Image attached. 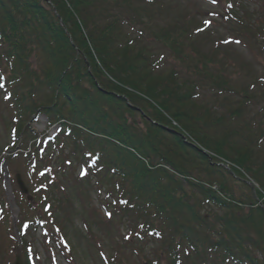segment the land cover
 I'll return each instance as SVG.
<instances>
[{"label": "trees", "instance_id": "1", "mask_svg": "<svg viewBox=\"0 0 264 264\" xmlns=\"http://www.w3.org/2000/svg\"><path fill=\"white\" fill-rule=\"evenodd\" d=\"M163 1L0 0V83L16 133L31 142L26 157L34 196L52 185L55 196L81 156L92 177H72L94 180L129 233L158 244L157 264H264V207L252 192L237 197L232 187L250 190L248 176L264 198V158L256 152L264 129L255 136L230 124L255 97L264 99L257 89L264 75L255 78L256 66L224 56L218 42L209 45L214 31H205L209 23L188 3ZM223 1L227 17L241 25L232 29L236 39L258 38L263 56L264 15L251 22L242 0ZM147 31L173 62L141 39ZM253 55L264 70V60ZM241 68L255 83L238 84ZM199 86L237 100L226 114L202 111ZM41 114L62 125L52 139L25 124ZM202 149L232 163L234 174ZM43 225L56 227L51 217ZM23 251L31 264L27 241Z\"/></svg>", "mask_w": 264, "mask_h": 264}, {"label": "rangeland", "instance_id": "2", "mask_svg": "<svg viewBox=\"0 0 264 264\" xmlns=\"http://www.w3.org/2000/svg\"><path fill=\"white\" fill-rule=\"evenodd\" d=\"M156 1L160 3L163 0ZM176 1L183 4L188 3V7L201 18V23L202 20L210 22L205 30L206 32L214 31L209 45L218 42L222 45L221 49L224 56L236 60V63L249 61L251 66H256L258 73L254 76L255 78L264 75V70L258 66L253 58V54H256L264 60V55H260L262 42H259L258 38L248 41V37H242L240 42L236 39V34L233 33L232 29L236 31L238 30L236 28L241 25L237 21L231 22L227 17V7H225L223 0H215V2L213 0H164L163 3L173 2L175 4ZM242 3L244 6L242 9L246 12L244 18L248 16L251 18V22L257 21L258 17L264 15L262 9V7L264 8V0H245V2L242 0ZM157 7L158 5H156ZM198 17L196 21H198ZM157 22L155 21V24ZM261 23L260 29L264 28V21ZM151 26L154 27L153 24ZM255 28L253 25L252 32L257 34ZM252 36L254 38V35ZM226 38H228L227 41ZM141 39L155 54H164L165 59L168 58L173 62L172 58L169 57L170 52L161 43L154 40L148 31L144 32ZM248 44L250 47L251 44L253 45L252 51L246 46ZM207 47L203 45V48ZM221 61H225L222 56ZM168 68L170 65L167 66L166 70ZM233 69L234 67L230 66L227 71L231 72ZM239 72L240 75L234 76L238 80V84L245 81L246 83L248 81L255 83L254 77L249 75L251 72L249 69L241 68ZM199 87L196 90L198 96L195 101L202 111L207 108L212 113L226 114L228 113L227 110L231 109L237 100L229 93L221 94L218 91ZM260 88L264 90V81L257 83V89ZM260 98L255 97L254 100L257 102L249 106L242 118L232 119L230 124L236 128L241 127L245 133L251 131V133L256 134L255 136H258L259 127L264 129V99ZM10 109V103L0 88V211H2L0 212V264H14L17 254H20L24 260L23 249L26 241L31 247L28 251L30 250L29 254H33L35 264H111L109 260H116V263L112 262V264H149L150 261L157 264L160 259L158 244L134 238L129 233L128 222L119 221L116 208L108 206L106 191H100L94 184V180L92 185L83 184L72 177V174L75 178L79 176L81 156L79 162L73 160L74 165L68 170L66 176L68 179H64V187L59 189L55 196L51 193L52 185L49 186V190L45 188L43 192H37L39 199L34 197L36 190L33 191L34 187L31 185L33 180L28 176L30 161L25 156L26 147L31 142L23 140L24 136L21 133L15 140L13 131L15 112H10ZM48 121L45 115H41L35 122L26 121L25 124L31 128V132L34 131L42 136L52 135L59 128V123L49 127ZM247 124L253 125V128ZM258 146L257 155H261L263 159L264 138L260 140ZM42 164L38 163L37 166L41 168L43 167ZM56 167L60 168V165ZM17 173L28 185L27 194L33 195L31 201L27 200V196L21 193L15 178ZM88 177L91 178L92 174L90 173ZM43 183L46 182L43 181ZM232 187L237 197L242 194L248 196L251 193L249 189H242L236 184ZM108 212L112 213L110 218ZM47 217L54 220L56 226L54 229L58 231L55 232L52 227L43 225ZM38 220H41L42 224ZM23 223L28 224V227L25 228V235L22 232L20 234ZM45 229L48 231L44 232ZM257 254L259 257L261 256L260 252Z\"/></svg>", "mask_w": 264, "mask_h": 264}, {"label": "water", "instance_id": "3", "mask_svg": "<svg viewBox=\"0 0 264 264\" xmlns=\"http://www.w3.org/2000/svg\"><path fill=\"white\" fill-rule=\"evenodd\" d=\"M17 181H18V184H19L22 192L24 194H27L29 190L26 187V185L24 184V182L21 179L20 175H17ZM247 183L250 185V187L252 188V190H255V186H254V184L252 182L247 181ZM28 198H29V200L31 199L30 196ZM15 264H23V261H22V258H21V255L20 254H17V260H16V263Z\"/></svg>", "mask_w": 264, "mask_h": 264}, {"label": "snow or ice", "instance_id": "4", "mask_svg": "<svg viewBox=\"0 0 264 264\" xmlns=\"http://www.w3.org/2000/svg\"><path fill=\"white\" fill-rule=\"evenodd\" d=\"M213 2H215V0H213ZM205 23H210V22H207V21H206ZM0 86H2V85H0ZM109 215H110V214H109Z\"/></svg>", "mask_w": 264, "mask_h": 264}]
</instances>
